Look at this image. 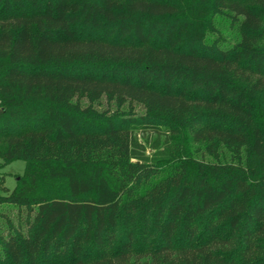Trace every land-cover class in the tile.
Instances as JSON below:
<instances>
[{"label": "trees", "instance_id": "1", "mask_svg": "<svg viewBox=\"0 0 264 264\" xmlns=\"http://www.w3.org/2000/svg\"><path fill=\"white\" fill-rule=\"evenodd\" d=\"M0 264H264V0H0Z\"/></svg>", "mask_w": 264, "mask_h": 264}, {"label": "rangeland", "instance_id": "2", "mask_svg": "<svg viewBox=\"0 0 264 264\" xmlns=\"http://www.w3.org/2000/svg\"><path fill=\"white\" fill-rule=\"evenodd\" d=\"M25 168V162L16 161L7 164L2 169H0V177L4 178V187L7 189L8 193L12 192L15 189L17 180L19 177L23 176Z\"/></svg>", "mask_w": 264, "mask_h": 264}]
</instances>
